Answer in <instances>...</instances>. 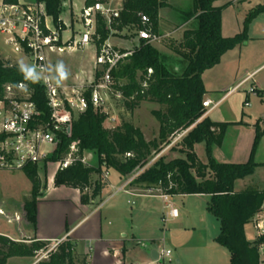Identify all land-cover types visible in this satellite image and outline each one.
I'll return each mask as SVG.
<instances>
[{
	"label": "trees",
	"instance_id": "16d2710c",
	"mask_svg": "<svg viewBox=\"0 0 264 264\" xmlns=\"http://www.w3.org/2000/svg\"><path fill=\"white\" fill-rule=\"evenodd\" d=\"M44 6L55 28L62 26L59 20L61 0H36ZM107 0H85V7ZM222 0H191V10L182 14L183 22H193L189 30L183 32L173 53L177 55L183 68L175 73L167 68L163 56L145 41H138L132 54L126 57L111 72L114 89L122 94V104L129 112L134 111L142 102H153L164 111L152 112L159 124L158 140L145 141L141 132L129 123H121L113 129H105L102 124L105 117L89 107L83 114L74 117L69 138L61 136L50 162L65 160L70 144L76 142L77 154L83 152L96 156L98 167H85L80 161H74L54 175V187L77 190L80 203L89 205L90 201L101 196L107 184L102 181V168L115 171L121 178L136 168L142 171L133 179L132 186L142 191H160L168 197L206 196L209 198L206 211L219 222V234L215 243L224 248L230 256L229 264H261L259 249L264 245V235L250 243L244 235V227L261 211L264 204V191L247 189L234 192L236 181L243 180L254 173L258 167L253 155L264 130L255 128V137L248 161L242 165L218 164L214 161L211 149L220 146L226 128L230 124L214 123L205 118L202 106L205 90L201 75L220 62L228 51L244 44L248 25L256 17L264 14V2L249 11L243 23L242 32L231 38L220 35L221 12L231 2L216 7ZM230 1V0H228ZM244 0H239L243 2ZM16 4V0H3ZM168 0H124L118 18L107 22L99 13L95 15L93 43L101 46L110 36L121 32L138 33L149 29L158 34V14L168 9ZM140 15L148 18L150 26L141 24ZM148 71L151 74H148ZM99 73H96V77ZM124 80V84H119ZM23 84L41 113V120L48 119L43 88L39 83L25 80L17 64H10L0 58V97L6 84ZM185 133V134H184ZM184 134L180 138L179 153L183 157L166 162L160 157L148 165L152 154L158 153V145H168L169 137ZM204 145L205 163L198 160L194 146ZM129 155V157H126ZM45 169V165L41 164ZM147 166V167H146ZM38 165L24 168L22 171L32 186V200L25 204L27 220L34 228L36 224L35 198L40 193ZM146 167V168H145ZM91 176H96L92 181ZM90 196H89V195ZM156 194L155 196H158ZM49 251L47 244L35 239L13 242L0 236V264L13 257L34 258ZM36 264H87L85 258L78 260L74 246L69 240L59 242L46 257Z\"/></svg>",
	"mask_w": 264,
	"mask_h": 264
},
{
	"label": "crops",
	"instance_id": "0c3cea01",
	"mask_svg": "<svg viewBox=\"0 0 264 264\" xmlns=\"http://www.w3.org/2000/svg\"><path fill=\"white\" fill-rule=\"evenodd\" d=\"M63 1L64 7L61 9L59 15V20L62 26V39H75L73 32H71V35L67 36V38L63 37V34L68 32V28L62 19V15L68 7H70L71 10L72 0ZM169 1L170 0H168V6L171 7ZM36 2V0H16V3L18 4H33ZM184 2L191 3V0H178L177 5ZM251 2L252 1L233 3L229 6L233 9H237L239 12L241 8V13H243V16H246L249 11L256 7L251 5ZM83 3V8H85V0H83ZM214 6H216V3ZM162 10H160L158 14V35L160 38L165 37L160 33V25L162 24ZM223 11L224 9L221 12V37L231 38L240 34L242 32L244 22H242L240 25V20L233 19L232 23L228 24L224 20ZM177 14L180 20V23H178L179 31H182L181 33H183L184 31L189 30L192 21L184 23L182 13L177 11ZM70 26L72 28L73 24L71 23ZM252 27L255 30L254 41H256L258 45L256 48H254L255 51L252 56V68H247V64H249L248 61H250L251 58H249L247 61L241 58L242 51H245V49H247L248 45L251 43V40L247 36L248 40L244 44L226 52L220 58V62L216 66L204 71L201 75L202 84L205 90L203 102L209 101L212 104L209 109H204V117L214 123L217 122L230 124L225 130L221 145L214 146L211 149L212 158L218 164H245L250 156L255 137L256 126H258L260 131L264 130V14L256 17L250 22L247 29L248 34ZM119 34L110 36L108 42L111 38L119 40V38H117V35ZM119 41L126 43V45L124 47H118L117 45L112 46L121 52L128 51L134 47L133 41ZM92 47L96 50L93 45ZM165 58L166 57L163 56L164 60ZM6 60L9 61V58H6ZM167 60H169V58ZM173 61L176 65H174L171 69L173 72L179 73L183 68L181 59L180 61ZM93 73L94 67L91 72V77L93 76ZM65 84L69 85L73 83ZM250 88L255 90L254 95L248 94V90ZM238 91L244 94L242 98V100L245 99L244 102H249L250 97L255 100L256 105H252L250 108L251 111L245 114L241 108L240 112L238 113V111L235 112L234 109L229 107L226 113L232 117V121L220 122V120H223L221 118L219 120L220 116H218V119L215 121L211 120L212 114L216 113L218 108ZM244 102L241 103L244 105ZM198 145L201 144L195 145L194 150ZM253 161L257 165L264 164V135H262L259 139L253 155ZM45 166L47 169L48 166ZM260 168L264 167H258V169ZM122 179L124 180L123 185L127 184L124 188V191L126 192L125 194L127 197H129V199H142L141 197H154L159 199L157 196L144 194L141 189L136 186H132L130 180L126 181L125 178ZM236 183H241V181L239 180L235 182L234 192L243 191L236 189ZM122 186L118 187V189ZM110 187L111 184L109 181V185L106 188ZM104 190L102 193H104ZM42 195V200L36 205L35 227L32 228L28 226L26 228L24 235L25 239H35L37 241L43 242L48 245L49 250H52L59 242L69 240L74 246L75 256L78 258V260L85 258L87 264H155L159 261L164 264V260H162L159 255L164 249L167 240L164 238V236L159 239L155 238V236L146 237L144 233H152L155 228V226L153 228L155 219L151 218L153 215L151 214V211V213H148L147 211H142V209H137L136 212L134 211L135 218L132 219L130 214L129 218H124L119 222L117 220V211L119 210L118 204L114 206L110 205L109 207L107 205L114 199L109 198L111 195L106 198H102L103 201L97 208H94L90 205H82L80 203L79 192L70 188H56L54 185L49 186L47 184V189L42 191ZM197 197H205L202 199L205 200L204 209L206 211V204L209 198L206 196ZM107 209H111V212H114V214H112L113 216L109 215L107 212H104ZM130 210L131 212L133 211L132 209ZM162 210H164L163 206ZM163 213H159L156 220L157 223L159 221V223L161 222L163 225H165L162 222ZM206 214L210 215L207 213V211ZM177 219L178 220L174 221V223L180 221L179 216ZM207 220V216H205V214L204 216L202 215L201 222L203 225L205 222H207ZM215 221L217 224L213 222L214 224L212 223V225L217 226H215L216 229L215 227H212L211 230L214 229V231H211V233L210 231H205L204 229L201 230V233L204 234V241H201L200 245L197 244V246H187L189 247L188 249H196L197 251L204 248L207 253L205 260H201V262L197 261L199 263H193L191 259L183 254L182 245L177 247L173 244V248L176 247L178 250L174 264H229V253L224 248L218 246L215 243V238L219 234V222L216 219ZM116 222L118 223L115 224ZM251 222L244 227L245 238L250 243L254 242L256 239L254 229L251 227ZM2 236L13 242H18V236L20 235L5 234ZM153 250H155L158 254L156 261L151 258V252ZM259 250L262 253L260 254V262L261 264H264V245L260 246ZM41 259H44V255L36 260H33V258L13 257L7 259L5 264L20 260H28V262L25 264H36Z\"/></svg>",
	"mask_w": 264,
	"mask_h": 264
},
{
	"label": "rangeland",
	"instance_id": "374dc122",
	"mask_svg": "<svg viewBox=\"0 0 264 264\" xmlns=\"http://www.w3.org/2000/svg\"><path fill=\"white\" fill-rule=\"evenodd\" d=\"M3 0H0L2 2ZM246 1H252L251 5L257 6L263 4L264 0H244ZM63 0L60 1V9H62L63 6ZM124 0H117L114 2H110L107 4V7L110 9H121L123 5ZM178 0H170L169 4L171 5L170 8L162 10V21L160 25V33L164 35L165 37L161 38V40L158 43L151 44V46L156 49L162 56H165L164 63L167 66L169 70L172 71V67L176 64L173 60L180 61V58L173 53V48L177 47L178 42L180 41L182 34V31H179L178 29V23H180L179 16L177 14V11H180L182 14L185 12H188L191 10V3L184 2L179 3L177 5ZM227 2L233 3H240L239 0H222L220 2L216 3V6H223ZM37 3V2H36ZM104 4V3H103ZM223 4V5H222ZM84 3L83 0H72L71 4V10L70 7L66 9V11L63 12L62 19L64 23L67 25L68 32L63 34L64 38H67V36L71 35V32L74 33V38L77 40L78 36L85 30L83 27V23L81 22L80 15L83 10ZM245 8V7H244ZM243 8V9H244ZM177 10V11H176ZM45 11V9H44ZM46 13V11H45ZM160 13V14H161ZM47 20L49 22L51 21V17L47 15ZM223 17L225 22L228 24L232 23L233 19L240 20V25L242 22H244L246 16H243V13L237 11V9H233L230 6H227L224 8L223 11ZM244 19V20H243ZM73 24L72 28L70 24ZM192 24L190 27H192ZM123 34V35H120ZM119 35H117V38L119 40H125V41H133L137 42L138 37L137 34L134 32H122ZM62 36V34H61ZM247 36L251 40V43L248 45L247 49L245 51H242L241 58L245 61H247L249 58L250 61L249 64H247V68H252V56L254 53V48H256L257 43L254 41L255 37V30L252 27L251 31L247 32ZM115 38H111L109 41V44L111 45H117L118 47H124L126 43L121 42ZM129 47V45H128ZM260 51V50H259ZM96 55V50L90 45L83 51H77V50H65L62 53H59L57 51H46V65H47V72L48 76L52 81L55 82L56 80V68L55 64L57 61H63L65 66L67 67L69 71V76L66 81L63 83H77L82 82L85 80H88L91 77V72L94 67V58ZM0 58L2 60H6V58H9L8 61L10 64L14 65L17 64L20 60H24L25 63L32 65L29 58L24 57L21 54H16L12 51L10 46H7L4 44V38L0 35ZM169 58V60H167ZM125 81L122 80L119 82V84H124ZM241 91V90H240ZM240 91H238L236 94H234L232 97L227 99L217 110L216 113L212 114L211 120L215 121L218 119L217 117L223 119L220 120V122L224 121H232V117L229 116V114L226 113L227 109L231 107V109H234L235 112H240V109L242 108L243 112L249 113L251 110L250 108L252 105H256L255 100L250 97L249 102H244L242 100L243 95ZM241 94V96H240ZM244 102V105L242 103ZM110 113L111 117L115 119V121L112 123L107 119H104L103 121V128L105 129H113L117 126H120L121 123H129L134 128L138 129L141 134L143 135V138L145 141H154L158 140V133H159V124L152 115V112H163L164 107L153 103V102H142L137 109H135L132 112H129L125 109L124 105L120 101L111 100L110 101ZM254 105V106H255ZM244 106V107H243ZM239 119V118H238ZM217 123V122H216ZM185 134V133H184ZM177 135L173 137H169L167 139L168 145H158V148L160 151L156 154H152L151 158L149 159V162L147 164L150 165L160 157H163L166 162L171 161L175 158H181L183 157L179 153V142L180 138L184 135ZM71 135V134H70ZM69 138V137H68ZM76 144V142L71 143ZM58 147V146H57ZM77 150V147H75ZM70 152V150H69ZM74 152V151H73ZM194 153L198 160L205 163V157H204V147L203 145H198L195 147ZM68 156V155H67ZM74 157L77 158L76 153H74ZM67 158V157H66ZM81 158L84 159V166L88 168H97V158L95 155L83 152L81 155ZM48 168L45 169L42 168L41 165H38L37 167V175L40 180V193L36 196L34 199L36 202V205L39 201L42 200L43 195L42 191H45L47 189V184L54 185V175L57 170V165L53 162H49L47 164ZM146 166V167H147ZM145 167V168H146ZM142 169H135L132 173L126 175L124 178L125 180H130L131 184H133V179L142 171ZM103 173H108L107 180L102 181L107 184L106 187L109 185V181L111 184L110 188H106L104 190V193H101V196L95 200L90 201V206L97 208L102 203L103 199L106 198L109 195L114 198L111 203L106 202L108 207L114 206L118 204L119 210L117 211V220L120 222V220H123L124 218H129L130 214L132 219L134 217V211L136 212L137 209H142V211H147L148 213L153 214L151 218L155 219V222L153 224V232H144L146 237L148 236H155V238H164L167 240V243L164 246V250H168L170 252V255L168 258L164 259V264H174V260L176 258L178 250L176 247L173 248V244L177 247L179 245H182L183 254L187 256L193 263H199L201 260H205L206 257V251L204 248L199 249L198 251L196 249H188L187 246H194L197 244H201V241H204V234L201 233V230L205 231H214L211 230L212 227H215L217 225H212L213 222L216 223L215 219L211 215H207L206 211L204 209L205 206V200L202 198L205 197H197V196H188V197H170V202L173 204V206L177 209L179 220L177 223H174V221H168L165 225H163L161 222L157 223L156 218L158 217L159 213H163L164 210H162V201L160 199L154 198V197H141L142 199H129V197L126 196V192H116L118 187L122 186L124 183V180L113 170H106L102 168ZM92 181L96 179V176H91ZM241 183H236V189L237 190H247V189H253L258 191H264V168H256L254 170V173L243 179L240 180ZM32 186L30 182L28 181L27 177L23 173V171H16V172H0V236L5 234H15L20 235L18 236V242H22L25 240V231L28 226L32 227L31 224L27 220V212L25 204L30 202L32 200ZM144 194H149V192L143 191ZM152 196L156 195V190L151 191L150 193ZM89 195V194H88ZM90 196V195H89ZM180 198H186V199H180ZM105 204V205H106ZM107 207V208H108ZM132 209L133 211L131 212ZM151 211V212H150ZM104 212L109 213V215L113 216L114 212H111V209H107ZM143 214V213H142ZM207 216V222L203 225L201 222L202 215ZM210 220V221H209ZM36 221V220H35ZM258 221L264 222V204L262 206V209L260 212H258L252 219L251 227L254 229L255 236L257 240L261 235H259V231L255 229V224ZM116 222L115 224H117ZM114 224V225H115ZM214 224V223H213ZM33 228V227H32ZM216 229V227H215ZM140 230V229H139ZM218 233V232H217ZM247 233V232H246ZM262 254L259 250V256ZM45 254H39L36 255L33 260L39 259V257H42ZM42 260V259H41ZM39 260V261H41ZM38 261V262H39ZM199 261V262H197ZM28 260H20V261H12L7 264H25ZM155 264H162L161 261Z\"/></svg>",
	"mask_w": 264,
	"mask_h": 264
},
{
	"label": "built area",
	"instance_id": "2783aa9c",
	"mask_svg": "<svg viewBox=\"0 0 264 264\" xmlns=\"http://www.w3.org/2000/svg\"><path fill=\"white\" fill-rule=\"evenodd\" d=\"M114 1L117 0H107L104 4L96 3L83 8L80 19L85 30L77 40H63L62 30L55 28L53 23L47 20L44 6L40 3L0 2V35L4 38V44L10 46L14 53L29 58L41 77L48 82L41 80L38 83L43 88L46 107L49 110L48 119L43 122L40 111L29 100V93L23 84H6L3 87L0 97V172L11 173L32 165H47L59 145L61 136L70 137L74 117L83 114L89 107L99 111L110 122L115 121L111 117L110 101L122 102L123 98L122 94L114 89L111 72L132 54L133 48L121 52L109 44L108 40L96 48L92 39L97 13L107 22L118 18L121 9L107 7L108 3ZM139 17L141 24L150 26L148 18L142 15ZM137 37L138 41H145L150 45L161 40L158 34L151 33L149 29L139 31ZM90 45L96 48L93 76L87 81L69 85L54 84L47 72L46 51H83ZM96 73H99L98 77ZM148 74L151 72L148 71ZM248 94L254 95L255 90L250 88ZM211 105L209 101L202 103L204 109H209ZM75 147V144L70 145L67 158L55 163L57 171L67 168L74 161L84 164L83 158L78 155L77 158L74 157V153L77 154ZM102 178L107 180L108 173H103ZM126 185L116 192H123ZM147 192V195H151V191ZM156 192L164 209L162 222L166 224L176 220L178 212L170 202V197L162 195L160 191ZM255 229L259 231V235H264V222H256ZM169 255L170 252L163 249L159 257L164 260Z\"/></svg>",
	"mask_w": 264,
	"mask_h": 264
},
{
	"label": "clouds",
	"instance_id": "9594fccd",
	"mask_svg": "<svg viewBox=\"0 0 264 264\" xmlns=\"http://www.w3.org/2000/svg\"><path fill=\"white\" fill-rule=\"evenodd\" d=\"M55 68H56L57 75H56V80L54 84L59 86L68 79L69 71L67 67L65 66V64L63 63V61H57V63L55 64ZM18 70L24 76L25 80L31 81L33 83H37V82H40L41 80H44L41 77L39 71H37L36 66L27 64L24 62V60H20L18 62Z\"/></svg>",
	"mask_w": 264,
	"mask_h": 264
},
{
	"label": "water",
	"instance_id": "95a60500",
	"mask_svg": "<svg viewBox=\"0 0 264 264\" xmlns=\"http://www.w3.org/2000/svg\"><path fill=\"white\" fill-rule=\"evenodd\" d=\"M133 44H134V47H135V46H137L138 42H134ZM151 258H152L154 261L157 260V258H158V254H157V252H156L155 250H153V251L151 252Z\"/></svg>",
	"mask_w": 264,
	"mask_h": 264
}]
</instances>
